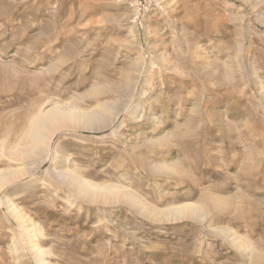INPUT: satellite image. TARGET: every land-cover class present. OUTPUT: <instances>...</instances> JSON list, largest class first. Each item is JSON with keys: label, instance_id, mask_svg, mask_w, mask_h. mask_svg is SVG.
I'll return each mask as SVG.
<instances>
[{"label": "rangeland", "instance_id": "obj_1", "mask_svg": "<svg viewBox=\"0 0 264 264\" xmlns=\"http://www.w3.org/2000/svg\"><path fill=\"white\" fill-rule=\"evenodd\" d=\"M0 175V264H264V0H0Z\"/></svg>", "mask_w": 264, "mask_h": 264}, {"label": "bare ground", "instance_id": "obj_2", "mask_svg": "<svg viewBox=\"0 0 264 264\" xmlns=\"http://www.w3.org/2000/svg\"><path fill=\"white\" fill-rule=\"evenodd\" d=\"M38 112L39 113L34 115L33 118L30 120V125H29L28 131H30L31 134L30 133H28V134H30L31 138L30 137L29 138L31 140L29 139L30 141L29 142L27 141L29 143L28 144L29 149L27 148L28 150H26V148H25L24 150H26V151L22 152L21 155H29V154H35L36 155V154H38L42 150V147L46 145L47 135L45 133V130H47L52 124L58 123L60 120H65V119L66 120L69 119L71 121H79V120L84 119V118L90 120L93 117V116H90L91 114H93L91 112H90L91 114L90 113H83V112L78 113L79 111L77 112L74 110H66V108L64 109V108H54L53 107L52 109H49L46 112H42V111L41 112L38 111ZM93 115H95V113ZM95 117H97V115ZM14 173H17V174L20 173V169L15 170ZM5 175H7V174H5ZM0 176L2 177V175H0ZM76 182H78V180ZM80 182H81L80 184L82 186L79 188L80 189L82 188V190L88 194H91L94 192H101V193H110L113 195H117L118 192L120 191L119 188L113 187V186L111 187V185H110V187L109 186L106 187V186L93 185V184L88 183L87 181L83 180L82 178H81ZM187 207H189V205H184L181 207L174 208L173 211L174 212H181V211L185 210Z\"/></svg>", "mask_w": 264, "mask_h": 264}]
</instances>
